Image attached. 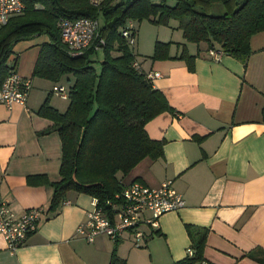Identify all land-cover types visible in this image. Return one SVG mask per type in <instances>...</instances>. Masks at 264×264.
I'll use <instances>...</instances> for the list:
<instances>
[{
	"label": "crops",
	"instance_id": "0c3cea01",
	"mask_svg": "<svg viewBox=\"0 0 264 264\" xmlns=\"http://www.w3.org/2000/svg\"><path fill=\"white\" fill-rule=\"evenodd\" d=\"M171 21L162 26L173 31L163 28L155 37V43L168 42L157 56L155 44L149 48L141 39L137 48V41L129 45L142 70L162 73L152 82L173 109L155 115L146 129L152 139L164 140L165 153L147 155L118 176L126 185L137 179L152 187L173 179L186 205L163 213L158 229L144 225L143 247L128 231L118 240L102 234L92 242L78 234L95 201L85 192L69 189L57 210H49L50 180L60 178L64 143L54 120L39 109L48 100L65 111L70 100L54 91L62 78L34 73L41 45L51 39L36 34L9 57L33 79V88L25 104L0 102V201L20 214L31 206L45 211L37 230L14 251L0 233V264H110L115 249L126 264H172L194 245L189 226L205 232L198 264H264V30L252 37L245 64L225 52L211 58L207 41H188L179 20ZM72 74L65 76L73 83ZM30 175L38 177L32 181Z\"/></svg>",
	"mask_w": 264,
	"mask_h": 264
},
{
	"label": "trees",
	"instance_id": "16d2710c",
	"mask_svg": "<svg viewBox=\"0 0 264 264\" xmlns=\"http://www.w3.org/2000/svg\"><path fill=\"white\" fill-rule=\"evenodd\" d=\"M172 1L25 0V10L0 26V87L17 67L15 61L9 62L15 43L36 34L47 33L51 39L41 45L34 73L55 82L72 73L75 77L65 111L60 112L48 100L39 109L42 116L54 120L64 143L60 178L50 180L53 197L49 210H57L69 189L97 197L99 205L109 208L107 200H114L126 186L119 172L128 174L145 156L155 159L165 153L164 140L152 139L146 123L173 107L146 71L133 66L134 53L119 31L128 18L158 24L177 19L188 41H207L209 48L233 54L245 64L252 54V37L264 30V0ZM100 13L106 23L101 26L106 51L98 72L91 58L98 50L90 47L81 55L71 54L58 22L62 17L96 18ZM166 45L168 42L157 40L154 56ZM116 47L120 53L113 54ZM183 56L192 60L186 52ZM37 177L30 175L29 179ZM189 229L195 253L172 264H198L203 257L205 232ZM111 260L110 264H126L127 259L115 249Z\"/></svg>",
	"mask_w": 264,
	"mask_h": 264
},
{
	"label": "built area",
	"instance_id": "2783aa9c",
	"mask_svg": "<svg viewBox=\"0 0 264 264\" xmlns=\"http://www.w3.org/2000/svg\"><path fill=\"white\" fill-rule=\"evenodd\" d=\"M24 1L0 0V24L3 25L12 16L21 14L26 8ZM100 24L98 17L91 16L62 17L58 22L62 38L70 53L80 55L90 47L98 50L106 44V37L101 33ZM122 36L129 45H135L137 28L131 19L124 24ZM209 53L211 58L217 60L221 59L224 52L217 47H210ZM133 66L141 69L140 61L135 60ZM146 74L151 80L162 75L159 70H151ZM32 88L33 79L13 69L0 87V102L7 106L13 103L25 104ZM53 88L57 94L63 97L69 96L70 91L64 84H56ZM107 203L110 205L109 208L99 205L98 198L95 197L94 206L88 212L86 219L78 224L77 233L92 242L97 235L102 234L118 240L124 231H128L132 234L135 245L143 247L148 236V232L143 229L144 225L158 229L160 216L172 210L179 211L186 205V199L174 186L173 179L163 181L156 187L135 179L123 187L114 200L109 199ZM43 211L45 210L42 206H31L20 214L6 200L0 201V233L11 251L23 246L29 234L37 230ZM194 253L195 250L189 247L188 254L194 255Z\"/></svg>",
	"mask_w": 264,
	"mask_h": 264
},
{
	"label": "rangeland",
	"instance_id": "374dc122",
	"mask_svg": "<svg viewBox=\"0 0 264 264\" xmlns=\"http://www.w3.org/2000/svg\"><path fill=\"white\" fill-rule=\"evenodd\" d=\"M155 1H157V2H159L160 0H155ZM169 2H170V4H172L173 3V1L172 0H169ZM98 18H99V21H100V25L101 26H103L104 24H106L105 23V18H104V15H103V13H100L99 14V16H98ZM135 20V22H137L136 23V28H137V31H138V36H137V43H136V48H137V44H138V42H139V40H143V44H145V46H149V48H150V46H151V43H152V45H154L155 44V37L156 36H158V33H159V31H161L163 28H167L168 26H165V25H163L162 26V24H158V22H154V21H151L150 19L148 20V19H141V20H139V19H134ZM176 21L177 20H174V19H172V21H171V25L173 24V23H176ZM0 26H1V24H0ZM168 28H170V30L171 31H173L172 30V28L169 26ZM122 26H120L119 27V31L121 32L122 31ZM44 34H47V33H44ZM44 34H37L36 36H42V35H44ZM48 35V34H47ZM32 38V37H31ZM31 38H27V40H31ZM23 39H26V38H23ZM23 39H20V40H18V42H16L15 43V46H17V44L21 41V40H23ZM154 41V42H151L152 40ZM118 45V42H116V46ZM209 49V48H208ZM208 49H206V51H208ZM120 49H118L117 47H116V49L115 50H113L112 51V53L113 54H118ZM105 49H104V47L102 46V47H100L99 49H98V51H96L95 53H92L91 54V58H92V62L94 63V66L96 67V69L98 70V72L102 69V61H103V59H104V56H105ZM18 52V51H17ZM138 54V53H137ZM140 55V54H139ZM72 77H74V74H72ZM68 77L67 76H64V78H62V82L65 84V85H67V86H70V84L72 83V81L70 82L68 79H67ZM73 80V79H72ZM67 104H70V103H67Z\"/></svg>",
	"mask_w": 264,
	"mask_h": 264
}]
</instances>
